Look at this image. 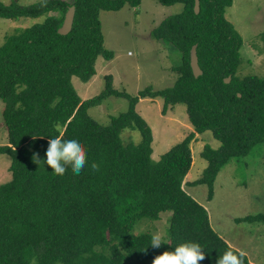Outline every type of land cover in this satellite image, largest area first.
I'll list each match as a JSON object with an SVG mask.
<instances>
[{
	"label": "trees",
	"instance_id": "1",
	"mask_svg": "<svg viewBox=\"0 0 264 264\" xmlns=\"http://www.w3.org/2000/svg\"><path fill=\"white\" fill-rule=\"evenodd\" d=\"M157 1L183 4L150 32L180 54L173 84L146 86L131 95L115 89L106 74L103 90L84 100L71 77L88 81L97 57L113 56L103 45L99 12L136 7L141 0L0 1L1 18L44 15L42 22L7 35L0 45L1 125L7 138L0 154L10 156L11 174L0 184V264H123L132 256L152 264L157 255L189 241L205 252L200 264H217L229 250L240 252L212 228L206 208L184 186L205 184L211 199L221 167L264 142V78L237 74L242 38L225 17L232 0H198L197 13L195 0ZM70 5L75 7L72 28L62 35L57 30ZM193 45L202 71L197 77L190 66ZM109 96L129 104L103 125L88 109ZM156 97L163 100V114L184 104L191 129L153 160L152 131L136 104ZM55 125L64 139L79 138L86 147L87 163L79 175L71 167L57 175L46 164L48 140L60 134ZM126 128L140 133L138 143L123 142ZM207 130L219 145L204 144L200 155L206 165L190 180L191 143ZM37 153L40 161L34 159ZM93 162L98 171L91 169ZM165 211H170L168 239L154 248L153 235L135 232L136 225ZM241 221H264V214L236 218ZM244 264H250L247 255Z\"/></svg>",
	"mask_w": 264,
	"mask_h": 264
},
{
	"label": "rangeland",
	"instance_id": "2",
	"mask_svg": "<svg viewBox=\"0 0 264 264\" xmlns=\"http://www.w3.org/2000/svg\"><path fill=\"white\" fill-rule=\"evenodd\" d=\"M4 4L16 2L28 5L39 0H0ZM72 2L73 0H65ZM182 3L162 5L157 0H141L136 7L125 5L120 10H101L99 19L103 45L112 51L111 59L98 56L95 74L82 81L76 76L71 83L81 99L91 98L104 88V75L112 76V85L119 91L134 95L146 86L161 89L171 86L177 74L173 68L180 63V54L171 45L151 36V29L167 16L179 13ZM225 17L234 25L242 38L241 61L237 69L240 76L254 74L264 78V0H232ZM44 15L6 19L0 17V45L5 37L42 22ZM128 100L109 96L99 105L88 109V114L103 125L128 108ZM163 100L159 97L140 99L136 111L145 119L152 131L151 158L160 155L179 142L189 129L186 107L176 104L163 114ZM3 101L0 98V144H6V130L2 127ZM124 143H138L137 130L121 132ZM204 144L216 147L219 141L207 130L191 143L193 164L188 179L200 176L206 160L200 153ZM10 156L0 154V184L10 179ZM184 188L207 210L212 228L236 249L246 253L250 264H264V221H241L236 218L264 214V142L256 144L243 157H233L221 167L213 184V197L207 199V186L198 184ZM170 211L152 220L141 218L135 232L149 231L167 241ZM147 259L129 257L123 264H147Z\"/></svg>",
	"mask_w": 264,
	"mask_h": 264
},
{
	"label": "clouds",
	"instance_id": "3",
	"mask_svg": "<svg viewBox=\"0 0 264 264\" xmlns=\"http://www.w3.org/2000/svg\"><path fill=\"white\" fill-rule=\"evenodd\" d=\"M60 132L55 138H49L46 150V164L57 175H63L68 167H71L73 174L79 175L87 163V150L79 138L64 139V133L60 131L61 126H54ZM34 159L39 160L38 153ZM44 163V162H43ZM93 171L99 170L96 162L91 164ZM162 237L156 234L152 237L151 246L161 247ZM246 253L243 251L234 252L229 250L222 257H219L217 264H244ZM205 259V252L201 245L196 242H185L174 248V251H164L157 255L152 264H200Z\"/></svg>",
	"mask_w": 264,
	"mask_h": 264
},
{
	"label": "water",
	"instance_id": "4",
	"mask_svg": "<svg viewBox=\"0 0 264 264\" xmlns=\"http://www.w3.org/2000/svg\"><path fill=\"white\" fill-rule=\"evenodd\" d=\"M198 10H199V1L195 0L194 11L197 13ZM74 13H75V7H74V5H70L64 14V18H63L61 26L57 30V32L59 34L64 35V34H67L71 30L73 18H74ZM190 66L192 69V73L195 77H197L198 75H200L202 73V71L198 65L196 45H193L191 50H190ZM229 80H230V76H228L224 79L225 82H229Z\"/></svg>",
	"mask_w": 264,
	"mask_h": 264
},
{
	"label": "crops",
	"instance_id": "5",
	"mask_svg": "<svg viewBox=\"0 0 264 264\" xmlns=\"http://www.w3.org/2000/svg\"><path fill=\"white\" fill-rule=\"evenodd\" d=\"M149 99H150V98H149ZM218 145H219V144H218ZM218 145H217V146H218ZM217 146H216V147H217ZM205 165H206V164H205ZM205 165H204L203 167H205ZM220 235H221V234H220ZM225 240H226V239H225ZM226 241H227L230 245H232L228 240H226Z\"/></svg>",
	"mask_w": 264,
	"mask_h": 264
}]
</instances>
